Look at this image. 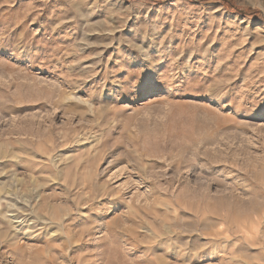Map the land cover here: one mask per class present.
Returning a JSON list of instances; mask_svg holds the SVG:
<instances>
[{
    "label": "rangeland",
    "instance_id": "obj_1",
    "mask_svg": "<svg viewBox=\"0 0 264 264\" xmlns=\"http://www.w3.org/2000/svg\"><path fill=\"white\" fill-rule=\"evenodd\" d=\"M0 264H264V0H0Z\"/></svg>",
    "mask_w": 264,
    "mask_h": 264
}]
</instances>
